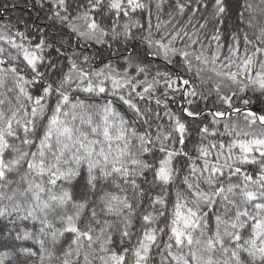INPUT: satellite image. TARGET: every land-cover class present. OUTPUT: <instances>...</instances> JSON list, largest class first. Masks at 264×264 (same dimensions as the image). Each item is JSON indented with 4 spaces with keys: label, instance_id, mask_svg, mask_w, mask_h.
Returning a JSON list of instances; mask_svg holds the SVG:
<instances>
[{
    "label": "snow or ice",
    "instance_id": "obj_1",
    "mask_svg": "<svg viewBox=\"0 0 264 264\" xmlns=\"http://www.w3.org/2000/svg\"><path fill=\"white\" fill-rule=\"evenodd\" d=\"M204 6L207 8V3ZM176 7L184 13L185 5L179 0ZM146 8L144 0H52L48 19L67 27L79 41L107 44L111 50L114 43L137 39L133 29L142 26L131 14ZM246 8L253 11L251 4ZM213 9V17L221 18L226 12L224 0H214ZM122 18H126L124 23ZM248 26L252 27L251 20ZM152 27L149 22L148 34L141 37L149 49L145 55L163 59L183 75L180 70L157 69L149 81V70L139 51L128 47L114 53L123 65L108 62L94 69L93 57L75 49L66 55L63 39L54 41L41 33L33 44L25 32H11L7 26L0 29V41L15 50L7 62L0 59V88H5L9 79L13 85L6 89L12 97L0 94V217L17 213L24 219L38 220L43 236L45 229H53L50 217L55 216L62 227L50 232L53 240L64 232L74 234L63 252L62 264H78L72 257L74 253L78 257L85 247L82 241H87V249L101 264H128L129 256L131 264H152L153 248L161 254V264H264V112L258 113L254 107L264 106V28L255 38L259 44L245 33L243 55L235 34L227 45V55H223L225 45L220 43L217 29L212 37L216 50L208 55L203 47L194 48L199 40L186 30L174 29L156 39ZM155 28L159 33L160 23ZM185 37L184 47H177V41L184 42ZM46 50H54L67 61V70L60 67L55 80L51 76L58 66L50 53L45 55ZM4 52L0 48V55ZM209 65L220 78L214 85L219 99L231 114L243 116L244 126L233 122L229 112H211L212 124L223 121V131L201 127L202 139L217 133L230 139L201 144L198 155L192 157L184 148L187 126L180 117L166 111L170 130L156 125L153 131L152 110L141 109L136 100L151 99L161 79L170 93L196 97L188 76L195 69V78L203 80L202 73ZM225 81L230 82L231 95L220 94V84ZM234 100L243 108L235 106ZM155 102L161 105L159 98ZM117 103L126 105L136 119H125L115 107ZM182 112L193 118L202 115L189 108ZM155 116L159 119L158 112ZM178 157L187 158L188 172L182 180L184 189L173 192L181 172L176 167ZM247 165L258 166V171L249 174ZM146 174L152 175L151 181ZM12 175L18 179L13 180ZM141 179L162 186L163 194L149 197L151 210L141 212L139 228L133 231L136 210L143 208ZM74 180H84L92 191L99 181H111L118 192L103 191L89 207L57 184L63 181L71 185ZM127 186L134 193L135 205L126 194ZM169 201H173L171 208ZM86 209L90 216L81 228L78 222ZM161 235L167 236L163 247ZM35 238L27 231L16 237ZM38 242L43 247V241ZM7 255H0V264ZM85 262L91 264L88 253Z\"/></svg>",
    "mask_w": 264,
    "mask_h": 264
},
{
    "label": "trees",
    "instance_id": "obj_2",
    "mask_svg": "<svg viewBox=\"0 0 264 264\" xmlns=\"http://www.w3.org/2000/svg\"><path fill=\"white\" fill-rule=\"evenodd\" d=\"M144 2L148 5V8L144 9L143 11H137L136 13H132V18L134 20L139 21V24L142 27L134 28L133 32L135 33L137 39L128 41L127 44L124 43H114L115 47L119 49H123L124 47H128L130 50L137 49L139 51L140 57H142L145 65L148 67L149 74L148 79L152 78L151 72H156L157 69L160 71H170L175 72L178 69L175 67L173 68V65L166 64L165 61L162 62H155L154 65H150L151 62H153L154 58L152 55L147 53V47L146 42L141 38L143 36H146L148 33L146 31L149 22L151 23L152 32L156 39L160 38L161 34L168 35L171 33L174 29H183L188 32L190 36H192L193 39H198L199 43L194 45V48L196 50H199L201 47L206 49V54L210 55L212 51L216 50V41H214L212 38H210L207 34H201L200 31L207 30L206 27H204V30H199L198 26L195 24H192L191 26L187 25V22L185 21V18L187 16H190L191 14H197V19L200 18L201 13H204L206 15H210L211 11H214L213 5L214 0H200L198 3V0H179V3L185 5V11L183 14H180V18L176 19V23H173L170 21L169 18H167V14L174 8H177V2L178 0H144ZM207 3V8L204 6V4ZM160 4V7L157 8L156 5ZM247 4H251L253 11L249 12L246 8ZM224 5L226 7L225 15H229L230 19L228 22L232 21L234 27H239V32H237V36L240 41V46L242 49L245 48L244 45V35L247 33L248 37L255 41V43L259 44V41H256V36L259 34L260 29L264 28V0H224ZM49 6V8H48ZM151 6V7H149ZM75 7V5H73ZM52 9V0H0V17H6L5 19H0V29L5 28L6 26L10 29L16 28L20 29L21 26H24V23L22 20H25L29 24L30 23V30L34 32L35 34L29 36L31 42L34 44L38 41L39 36L41 33H43L46 37L53 39L54 41H59L63 39L66 41V45L64 48L66 49V55H71L73 49H75L77 52L86 54L90 57H93L91 67L95 68L93 62L95 63L96 59H98V53L103 54L105 56L104 63L111 62L114 65H123V61L118 59H115L114 61L109 59V56L114 55L116 51H113V48L111 50L108 49L107 44L100 45V49H97L96 47H90L87 45L90 49L82 48L81 42L77 40V38L70 33L67 27H62L58 24H54L51 20L48 19V17L51 14ZM36 10V12H34ZM30 12H34V18L30 21V17H27V15H30ZM156 12V15L154 16V13ZM241 13H243V18L241 17ZM75 12H73V15ZM224 14L222 15L220 19V25L219 28L221 41L220 43L225 45L224 48L221 49L223 55H227V45L231 43V41L228 39V35L225 31L224 27ZM153 15V17H152ZM194 16V15H193ZM205 16L201 15V20H205ZM227 18V17H226ZM37 22L41 25L40 32L37 31V27L40 26L36 23ZM126 18L121 19V23H124ZM152 20V21H150ZM251 20L252 27H249V21ZM227 21V19H226ZM160 23L161 29L158 33L156 31V24ZM230 26L231 24L228 23ZM13 27V28H12ZM201 29V28H200ZM64 30V31H63ZM77 40V41H76ZM27 41V40H26ZM187 42V37L184 38V42L177 41L176 46L177 47H184V43ZM145 46V47H144ZM264 46V45H261ZM252 47V46H249ZM0 48H4L5 52L0 55V59H5L7 62V57L9 54H15V50L11 49L8 45L4 44L2 41H0ZM148 48V47H147ZM191 50V49H189ZM49 53L56 55L57 57H61L62 66L67 70V61L64 56H58L54 50H46L45 55L47 56ZM244 52H240L241 55H243ZM52 57V55H51ZM116 57V55H115ZM159 63V64H158ZM158 64V65H156ZM6 66V65H5ZM61 66V67H62ZM103 67V66H102ZM211 65L208 66V68L202 73L203 80L196 79L195 78V69L193 70V73L188 76L190 80H192L193 84H195V88L197 90V96L196 97H187L185 98V106L182 100V95L180 93H170L169 90L166 88V86L163 83V80L160 82L158 86H156L155 91L152 93V97L159 98L161 100V103L167 104L168 107L167 110L175 113L180 117L182 122H184L187 126V132H186V143H185V151H187L192 157H196L198 155V148L201 144L208 145L212 142L216 141H224L227 142L230 138L227 136H220L219 133H217L216 136H209L207 138L202 139V134L200 133V128L204 126H208L210 129L215 127L218 128L220 132L223 131V121L217 125L212 124L213 117L210 114L213 111L216 110H222L225 112H229L227 105L221 103V100L217 96V92L213 91L212 88L207 86L208 88L206 91L209 93H206V91H202L203 89L200 87V83H204V81L207 80V78H212L211 80L215 83L220 81V78L214 77L210 75L211 71ZM41 71H45V69L41 68ZM235 70V68H233ZM181 71V74L183 75V71ZM129 72L131 75L135 76V70L134 68H130ZM213 73V72H212ZM50 75V74H49ZM60 75V74H59ZM192 76V78H191ZM52 77V76H51ZM57 77V76H56ZM56 77L53 79L55 80ZM139 79H143V76L139 77ZM211 84V83H208ZM205 85V84H203ZM12 81L9 79L6 83L5 88H0V94L6 93L7 87H12ZM205 88V87H204ZM220 88H224L225 91L227 89H231L230 87H224L222 84H220ZM224 92V91H222ZM168 93V95H165ZM9 97H12V93H6ZM159 96V97H158ZM162 97H165L166 100L162 99ZM214 97L216 99V103H211L213 100H211ZM0 98H3V95H0ZM153 98V99H154ZM109 99H113L112 97H109ZM188 100H192L193 102L191 104L188 103ZM140 108H144L145 106H149L153 109H156V112L159 113L161 110L164 112V108L162 106H158L153 100L145 99L143 101H140L139 99L136 100ZM214 102V101H213ZM235 106L243 108V105L239 102V100H235L234 102ZM7 107V104L5 105ZM117 110L121 113L122 116H124L125 119H128L130 121H134L135 115L134 113L128 109L126 105H123L122 103H117L115 105ZM256 111L258 113L264 112V106L261 105H255L254 106ZM183 108H189L190 110L200 112L202 115L199 118H193L186 116L183 112ZM231 120L235 123H237L240 127L244 126V121L240 120L243 116L238 114H231ZM161 120L165 117L164 114L161 116ZM228 117L226 116L225 119ZM166 118H164L165 120ZM164 120H162L164 122ZM239 120V121H238ZM142 123V121L140 122ZM177 147H179L177 145ZM215 157L213 156L212 159ZM187 158L186 157H178L176 167L181 169V172L179 176L177 177V180L175 181V184L172 186V191H176L177 188L184 189V185L182 184V180L184 175L187 174L188 168H187ZM197 163H200V161H197ZM249 174H252L254 172L258 171V166L253 165H247L245 166ZM148 175V180H152L151 174ZM11 178L13 180L18 179V176L12 175ZM46 179V178H45ZM234 180L236 178H233ZM140 184L142 188L144 189V196L142 198V204L143 208L136 210V215L134 217V225L135 228L133 231H135L136 228H139V225L141 223L140 220V214L141 212L145 210H151L149 208V197H154L156 194H163V187L155 184H147L144 183L141 179ZM58 185H63L68 189L70 194L73 196V199L77 202H87L89 207L94 205L98 197L102 194L103 191H112V192H118V189H116L111 181H99L97 188L95 191H92L90 187L86 186V182L84 180H80L77 182L76 180L72 181L71 185L65 184L63 181H57ZM16 185L14 184L13 187ZM7 191V190H5ZM121 195H124L125 193H120ZM127 196L130 200H132L133 204L135 205L136 200L133 199L134 193L130 186H127ZM174 200V197H173ZM173 201H169L168 207L172 205ZM69 214L72 212V206L69 204L68 206ZM159 207V206H157ZM211 215V214H210ZM90 216V211L86 209L82 213V219L79 221V225L81 228L84 227L88 223V218ZM53 229L55 230L57 228H61L62 225L59 222V220L55 216L50 217ZM110 220H116L115 217H108ZM213 223L214 221H210ZM160 226H163V221L160 222ZM42 225L38 220H32V219H24L23 214H17L13 213L12 215L3 216L0 217V255L7 253V257L3 260V264H62V261L64 259L63 252L66 251L69 248V245H71V241L74 238V234L64 232L63 235H58L55 240L52 239V236L50 232L52 230L45 229V235L41 236L40 229ZM30 232L36 237L35 239H16L17 234H22L23 232ZM38 240L43 241V247ZM167 240V236L161 235L160 241H161V247L163 245V241ZM135 241V237H133V242ZM82 243L85 245V247L80 249L79 256L77 257L74 253L72 260L78 261V264H86L85 262V253H88V259L91 261V264H101V262L98 259H94V256L96 255L91 250L87 249L86 244L87 241H82ZM130 247V245H127ZM75 245H72L73 250H75ZM29 253H33L30 255ZM48 253H51V258L49 259ZM159 252L156 248H153L151 252V262L152 264H161L160 257H158ZM43 256V260L41 257ZM131 256L128 257V264H131Z\"/></svg>",
    "mask_w": 264,
    "mask_h": 264
},
{
    "label": "rangeland",
    "instance_id": "obj_3",
    "mask_svg": "<svg viewBox=\"0 0 264 264\" xmlns=\"http://www.w3.org/2000/svg\"><path fill=\"white\" fill-rule=\"evenodd\" d=\"M149 7H151V6H149ZM48 8H49V6H48ZM50 9V8H49ZM34 12H36V10H34ZM34 12H30V15H27V17H30V21L31 20H33V18H34ZM156 15V12L154 13V16ZM194 15V16H193ZM201 15H204L205 16V14L204 13H201ZM201 15H200V18H201ZM152 17H153V15H152ZM227 17V18H226ZM167 18H169L170 19V21L171 22H173V23H176L175 21H176V19H179L180 18V14H179V11H178V9L177 8H174L173 9V11L171 10L168 14H167ZM200 18H198L197 19V14H191L190 16H187L186 18H185V21L187 22V25L188 26H191L192 24H195L196 26H198L199 28V30H204V27H206L207 28V30H204V31H200L199 33H201V34H207L210 38H212L213 37V35H215L216 34V30L217 29H219L220 27H221V25H220V19H216V18H214L213 17V11H211V14L210 15H206L205 16V20H201ZM0 19H6L7 20V18L4 16V17H0ZM25 20H22L23 21V23H24V26H21V28L20 29H18L19 31H21V32H25L26 33V35L28 36V35H30V36H32V35H34L35 33L34 32H32L31 30H30V23L28 24L27 22H26V18H24ZM226 19H227V21H226ZM230 19V16L228 15H225L224 14V29H225V31H226V33H227V35H228V39L232 42V36L235 34H237V32H239V27H234L233 26V22L232 21H230V22H228V20ZM36 20V23L35 24H38V25H40L38 22H37V19H35ZM150 21H152V20H150ZM228 23H230L231 25L229 26L228 25ZM205 25L203 28H201L200 27V25ZM13 28V27H12ZM41 28V25L40 26H38L37 27V31H36V33L38 32V29H40ZM201 28V29H200ZM9 30L11 31V32H14L15 30H16V28H13V29H10L9 28ZM69 30V29H68ZM41 30H39V32H40ZM64 31V30H63ZM219 32H220V30H219ZM74 35V34H73ZM75 36V35H74ZM29 37V36H28ZM78 40V39H77ZM76 40V41H77ZM17 41H19V38L17 37ZM81 42V45H82V48H83V46H84V48H86L87 47V49H90L87 45H89L90 47L92 46V47H96L97 49H100V47H98V46H100V45H97V44H94V43H89V42H84V41H80ZM24 43H28V41H24ZM86 46V47H85ZM145 47V46H144ZM183 47V46H182ZM112 48H113V51H117V49H119V48H117V47H115V45H112ZM147 50V53L149 52V49L147 48V47H145ZM71 51H73V50H71ZM139 51H141V50H139ZM240 52H244V49H242L241 48V46H240ZM50 55H52V59L56 62V64H57V71H56V74H55V76H52L51 77V79H54L56 76L58 77L59 76V74H60V71H59V69H60V67L62 66V63H61V57H57L56 55H54V54H51L50 53ZM142 58V57H141ZM109 59L110 60H112V61H114L115 59H118L117 61H119V60H121L120 59V57H118V56H116L115 57V55H112V56H109ZM143 59V58H142ZM104 60H105V56L103 55V54H100V56H99V53H98V59H96V61H95V63L93 62V64H94V66H95V68L94 69H98V68H100V67H102L103 66V64H104ZM162 62V61H164L163 59H160V58H154V60H153V62H151L150 63V65L152 66V65H154L155 64V62ZM45 63H47V60L45 61ZM159 64V63H158ZM158 64H156V65H158ZM148 66V65H147ZM63 67V66H62ZM175 67L176 66H174L173 65V68L175 69ZM44 69V68H43ZM64 70H65V68H64ZM66 71V70H65ZM152 73V75L154 76L155 75V73L154 72H151ZM211 74L210 75H212V76H214L215 78H216V76H215V74L214 73H212V72H210ZM191 78H192V76H191ZM152 79V78H151ZM150 79V80H151ZM212 79V78H211ZM210 78H207V80L206 81H204V83L203 84H205V85H203L202 84V82L200 83V87L203 89L202 91H206V89L208 88L207 86H209V85H211V86H209L210 88H212V90L213 91H215V88H214V85L215 84H217L218 82H213L212 80H211ZM161 81H162V79H161ZM220 82V81H219ZM208 83H211V84H208ZM195 85V84H194ZM222 85L224 86V87H230V82H227V81H225L224 83H222ZM196 86V85H195ZM205 87V88H204ZM142 90V89H141ZM197 91V90H196ZM222 91H224V92H222ZM206 93H209L208 91H206ZM217 94V93H216ZM220 94H227V95H231V89H227V91H225L224 90V88H221V93ZM217 96L219 97V95L217 94ZM159 97V96H158ZM154 97H151V99L150 100H153V102H155L156 100H155V98L153 99ZM148 99V98H147ZM162 99L164 100H166V98L165 97H162ZM182 100H183V103L185 104V97L182 95ZM211 100H213L211 103H213V104H215L216 103V99H214V97L211 99ZM234 102H235V100H234ZM156 103V102H155ZM221 103H223V104H225L223 101H221ZM164 105H167V107L169 106L168 105V103L167 104H163V102L161 103V106H162V108H164V112H162L161 110L159 111V119H157L156 118V116H155V113H157L156 112V109H154L155 110V112L153 111V109L151 108V107H149V106H145L144 108H141V109H145V108H150L151 110H152V116H151V123H152V125H153V131H155V127H156V125H161L162 126V128L164 129V130H170V127H169V119H168V116L167 115H165V112L166 111H168L167 110V108H165L164 107ZM225 106H226V104H225ZM229 110V109H228ZM162 114H164V118H166L165 120H164V118L162 119V120H164V122L161 120V115ZM240 120H242V121H244V118L242 117ZM239 121V120H238ZM157 195V194H156ZM171 207V206H170ZM162 247H163V245H162ZM161 256V254L159 253V255H158V257H160ZM162 260V257H160V260L159 261H161Z\"/></svg>",
    "mask_w": 264,
    "mask_h": 264
}]
</instances>
